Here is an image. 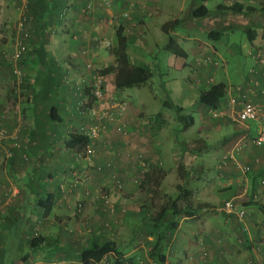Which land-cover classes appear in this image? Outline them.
Masks as SVG:
<instances>
[{
  "label": "crops",
  "instance_id": "1",
  "mask_svg": "<svg viewBox=\"0 0 264 264\" xmlns=\"http://www.w3.org/2000/svg\"><path fill=\"white\" fill-rule=\"evenodd\" d=\"M19 1L0 0V82L8 81L9 84L10 78L14 82L13 86L6 88L7 95L3 94V86L0 85V129L17 127L19 139L23 145L32 146L36 156L32 158L34 166L31 173L26 171L18 175L16 167L20 163V150L12 149V158H8L5 145L9 147L10 144L0 141V206L3 207L0 208V264H81L78 259L81 251L106 241L114 242L115 249L122 253L123 264H141L134 253L137 250L138 253H148L154 243V235L149 234L155 231L152 227L157 214L153 213L152 203L156 201L152 189L166 180L174 188H184L180 194L185 192L184 206L191 210L192 215L186 217L180 212L176 217V228L165 248V264L173 263L170 259L175 253H181L183 259L186 253L189 261L190 255H195L196 260L205 264H264V145L254 147L246 144L234 150L240 138L255 134L256 123L252 126L226 117L214 119L210 117L209 110L197 103L198 95L217 83L210 79L212 77L206 79V57L203 56L218 54L216 43H222L223 35L236 27L245 34L247 29L254 30L252 44L247 36H244L242 44L251 59L253 57L249 53L264 46V12L258 11L264 8L263 1L224 0L215 11L209 10L204 18H193L188 8L178 19L171 18L172 14L162 8L164 5L159 0H30L28 16L31 21L18 30L15 24ZM235 2L244 7L236 17L218 9ZM123 13L128 17H123ZM180 24L186 31L199 30L206 35L210 31L220 33L219 39L213 43L177 34L176 27ZM117 30L126 38V53L133 65H145L138 60L141 57L138 46L151 53L152 47H159L167 38L168 44L162 45L166 54L162 57L169 58L171 69L176 70L179 76L182 73L183 79L178 82L177 91L181 103L193 113L187 114L193 120L187 129L192 127V138L203 143L192 152L185 151V155L192 153L197 166L185 164L169 171L158 167L155 155L159 154L162 145L158 135L166 126V120L160 113L153 114V119L149 118L142 105L130 104L132 107L125 119L124 134L112 127L95 143V162L106 164L116 161L114 168L105 167L97 171L94 167H87L76 156V148L65 146L66 127L81 118L73 103L87 97L88 87L99 70L116 66L113 52L117 46ZM18 44L25 45L26 52L11 64L8 58ZM174 49L178 55L173 53ZM17 66L24 78L21 87L15 83L12 74ZM254 67L256 64L249 72ZM102 76L105 79V96L122 98V91L115 90V73ZM248 77L251 76H244L233 87L224 83L226 93L219 102V109L226 111L228 98L234 94L235 87L245 86L249 80H258L257 76H253L254 79ZM51 86L55 89L53 106L61 128L56 123L51 124L44 118L47 115L39 112L49 108L43 97L50 92ZM263 88L261 83L260 88L253 89L250 97L260 106L264 116ZM20 93L22 98L17 100L16 94ZM35 94H40L38 103L33 100ZM13 107L18 114L11 113L10 108ZM32 108L38 111L36 119L31 115ZM181 108L182 115L185 106ZM141 113L145 114L144 120ZM211 130L217 133L212 139ZM128 141L132 144L123 147L122 143ZM58 142L64 143L63 147ZM141 152L144 154V173H141L142 166L137 160ZM209 152L218 156L214 177L206 174L208 168L203 157ZM223 157H226L225 165L218 167ZM229 157L240 165H249L250 171L243 175ZM75 172H85L89 178L72 187L70 183ZM194 175L196 177L192 178ZM24 178L29 183H22ZM132 179H139V184H132ZM116 180L124 182L129 193L120 196V191L115 188ZM193 182H199L201 186L191 185ZM60 184L66 186L64 195L59 190ZM9 190L16 191L11 199L6 196ZM221 194L226 195L224 200L219 199ZM48 196L51 197V208L45 212L43 200ZM168 198L162 206L176 200V205L183 207L177 202V197ZM227 200H232L235 207L245 211L243 225L237 220V208L231 214L216 211ZM78 203L82 210L76 213L74 205ZM129 203L133 204L131 210ZM20 221L22 229L13 244L17 255L6 261L8 232L13 224ZM196 223L203 232L194 247L185 248V239H194L191 225ZM218 254H225L226 260L216 258ZM110 257L111 253L103 257L101 264H108Z\"/></svg>",
  "mask_w": 264,
  "mask_h": 264
},
{
  "label": "rangeland",
  "instance_id": "2",
  "mask_svg": "<svg viewBox=\"0 0 264 264\" xmlns=\"http://www.w3.org/2000/svg\"><path fill=\"white\" fill-rule=\"evenodd\" d=\"M196 1V0H194ZM224 0H207L206 6L208 7L209 10L215 11V8L223 3ZM226 1V0H225ZM263 1L264 0H260ZM160 4H163L162 8L166 10V12H169V15L171 18H178L181 19L184 15V11L189 8V6L192 4L193 0H159ZM232 2V1H231ZM261 5V4H260ZM264 5V4H262ZM20 6V5H19ZM18 6V8H19ZM20 15V10H18V18L19 19ZM236 17V15H234ZM18 21V20H17ZM16 21V22H17ZM28 23V22H27ZM177 34H183V35H188L189 37H194L197 39H200L203 41V39L206 38V33L196 30V31H186L185 27H183L182 24H180L178 27H176ZM191 32V33H190ZM194 34V35H192ZM244 36L246 37V34L243 32L242 29L239 27L234 28L233 30H229L227 34L222 38V43L221 41L217 42V52L218 54L214 55H206L203 57H214V60L218 62V65H206L207 73L208 76L206 79H215L217 82H223L226 83V85L233 87L235 86L234 84L239 83L241 80L244 79V76L248 75V72L250 69H252V66L256 64L255 59H251L246 55V51L242 48V44L244 40ZM208 42H212L210 39H207ZM213 43H215L213 41ZM221 43V44H220ZM163 44H168L167 38H165L164 42L162 44H159V47H152L150 50L151 53H146L142 48H139L140 50V60L143 62V67L147 68L150 70L152 73V79L148 82L146 86L139 87V88H131V89H124L122 90L121 96L122 98H116L112 97L113 99H121L129 103V108L127 109L126 115L123 117L122 124L126 125V116L131 110V105L130 104H135L136 106L144 107L145 109V114L151 119H153V114L155 113H160L164 119L166 120V126L163 127V129H160L158 139L161 141V150L159 154L155 155L156 158L158 159L157 164L159 168L163 169V171H169V170H176L177 166H179V157H182L183 164L186 166H197V160L192 157V153H189L185 155V145L184 143L188 142L189 140H193V135L192 133V127L186 130H183L181 128V123L178 120V113L174 110L173 107L175 105L179 107H184L185 106V112L184 114H193L189 110H187V105L184 103H181L180 96L178 94V82L183 79L182 73L179 76L178 72L174 69H171L172 64L169 62L168 57H162L166 52L162 50V45ZM261 47V46H259ZM264 48V46H263ZM6 50V48H5ZM250 52V51H249ZM138 58V57H136ZM17 68L20 70V68L17 66ZM215 77V78H214ZM209 80V79H208ZM8 82V81H7ZM1 83L0 85L3 86V94L7 95L8 90L6 89L8 86H13L14 82L10 78V83L7 84ZM16 83V81H15ZM263 85V83H262ZM16 86V85H15ZM18 86L21 87V84ZM237 86V85H236ZM240 86V85H238ZM19 87V88H20ZM195 94V93H194ZM192 94V97L194 96ZM17 100L22 98V94H16ZM168 101L170 102V107H167L164 105V102ZM142 105V106H141ZM189 108V106H188ZM11 113L18 114L16 113V109L10 108ZM183 112V111H182ZM145 114L141 113L140 117L144 120ZM182 114V115H184ZM252 126H254L253 123H256L255 121L251 120L248 121ZM57 127H62L61 123H56ZM0 130L5 131L8 136H12L13 138H7L2 141H8L9 144L13 145L16 143L17 146L14 148H20V152L25 151V148L23 145V141L19 139V131L17 127H13L12 129L8 130L5 129L4 127L1 128ZM211 139L213 136H216V132L211 130L209 132ZM65 136V132H64ZM66 137V136H65ZM192 138V139H191ZM208 138V137H207ZM1 141V142H2ZM213 141V140H212ZM211 141V143H212ZM194 146H190L189 151L192 152L194 149L202 145L199 140H193ZM129 146L132 144V141H128ZM58 145L63 147L64 143L58 142ZM8 153H9V147L5 145ZM183 154V155H180ZM140 155L143 157V152L140 153ZM11 157V156H10ZM9 157V158H10ZM205 160V164L207 165L206 168H208V171H206V174L210 176H216V167H217V158L218 156L216 153L209 152L206 156L203 157ZM32 159H29L27 162L23 163L20 159V163L18 164L17 169V174L20 175L22 172L29 171L31 173V170L33 169L34 164H32ZM151 166V164H150ZM155 167V165H153ZM148 169V168H147ZM180 174L178 173V176ZM196 177L195 175L192 176V178ZM133 180V179H132ZM28 180L24 178V181L22 183L26 184ZM20 183V182H19ZM29 183V182H28ZM124 183V182H123ZM196 185L197 187H200L201 184L199 182H193L191 185ZM19 185V184H16ZM29 187H32L31 185H28ZM174 185L170 184L169 180H166L160 184L159 187L155 186L152 189V192H155L153 197L156 202L152 203L154 206L153 213H157L160 210V207L162 206L163 203H166L167 200H169V196L171 197H177L179 201L180 206L185 205V192L180 196V193H183L184 188H174ZM123 186L122 190L118 193L120 196H122L127 192V189L124 188ZM127 187V186H126ZM132 187V186H131ZM36 188V187H34ZM39 188L35 189L38 190ZM125 189V190H124ZM132 189V188H128ZM118 192V191H117ZM131 192V191H130ZM131 195H133V192H131ZM179 195V196H178ZM167 197V198H166ZM182 197V198H181ZM176 198V199H177ZM226 198V195L221 194L219 196L220 200H224ZM4 204V201H3ZM129 209H133V204L129 203L128 204ZM6 207V206H5ZM0 208H3L0 206ZM238 210L240 209L239 207H236ZM157 211V212H156ZM23 218H21V221ZM18 222L16 224H13L12 227H10V230L8 232V237H9V245L7 247V253L5 254V259L6 261H11L14 259L15 255H17V252L14 250L13 244H15V239L17 236V233L19 230L22 229V222ZM241 225L243 224L240 223ZM184 225V223H183ZM192 232H194L195 236H193L194 239H185V248H192L194 245L198 242L201 234H202V228L200 229L199 225L192 224L191 225ZM212 226L210 227L211 230ZM25 228H23L24 230ZM123 231V230H122ZM190 231V230H189ZM191 232V233H192ZM188 234V233H186ZM189 236V235H188ZM186 236V237H188ZM215 240L217 239L216 237L214 238ZM191 244V245H189ZM184 246V244H183ZM183 246L181 249H184ZM13 250H11V249ZM197 248H194V251H196ZM139 259V262L141 264H151V257L148 256L147 252H142L138 253V250L134 253ZM191 261L186 257L185 253V259H183L181 253H175L173 254L172 258L170 259V262L173 261L171 264H205L204 262L202 263L201 261L196 260L195 255H190ZM216 258L218 259H225V254H218L215 255ZM226 260V259H225ZM165 264V263H164ZM220 264V263H217ZM228 264V263H226Z\"/></svg>",
  "mask_w": 264,
  "mask_h": 264
},
{
  "label": "built area",
  "instance_id": "3",
  "mask_svg": "<svg viewBox=\"0 0 264 264\" xmlns=\"http://www.w3.org/2000/svg\"><path fill=\"white\" fill-rule=\"evenodd\" d=\"M113 1V0H107ZM231 2V0H226ZM28 0H20V15L15 28L18 30L23 29V25L26 23V18L24 17L25 10L27 8ZM123 17H128L127 13L122 14ZM264 39V33H263ZM26 52V46L23 44H18L14 50L10 53L8 61L11 64H15L16 61ZM253 59L256 60L257 65L260 68L262 77L264 78V48L256 47L250 53ZM205 65H218V62L212 57H206L204 59ZM254 70H251V72ZM12 74L15 77L16 83L19 85L23 81V73L17 68L14 67ZM105 79L102 75L96 74L88 87L87 97L83 101H79L76 104V109L80 113L81 120L75 121L74 123L69 124L65 130L66 138H69L72 134H79L88 139L87 143L76 152V156L84 161V164L87 167H94L97 171H102L105 167L114 168L117 164L116 161H109L106 164H97L95 162V143L106 131L112 127L116 128L118 133L124 134L125 124H122V119L126 115L127 109L129 108V103L121 99H113L112 97L105 96L104 88ZM264 83V82H263ZM259 86L260 82L257 80H249L245 86H237L234 89V94L230 95L226 105V111L223 109L209 110L210 117L214 119L226 117L231 121L238 123H247L248 121L256 122V130L253 136L248 138H240L234 150H239L244 147L246 144H249L254 147H261L264 145V116L261 115V108L258 104L254 103L250 97L253 89H256ZM264 89V88H263ZM263 89L261 90L264 93ZM13 138L8 136L5 131L0 130V141L7 138ZM13 146L18 147L16 143ZM123 147H128L129 143H122ZM7 157L11 156V152L8 153ZM137 160L142 166L141 173L145 172V165L142 161V156L137 155ZM234 165L241 171L243 175H246L249 170V165H240L232 157H229ZM226 157H223L218 167L225 165ZM88 175L85 172L73 173L70 186H76L77 184H82L88 180ZM132 184L138 185L139 179H134ZM124 186V183L120 180H116L115 188L118 191H121ZM60 191L63 195L66 192V186L64 184L59 185ZM16 191L9 190L7 199H11L15 196ZM235 204L232 200H227L223 202L222 205L216 208V211L231 214L235 211ZM74 210L76 213L81 212L82 205L80 203L74 205ZM245 211L237 210L236 217L239 223L244 222ZM151 264H156V261L153 259L150 261Z\"/></svg>",
  "mask_w": 264,
  "mask_h": 264
},
{
  "label": "trees",
  "instance_id": "4",
  "mask_svg": "<svg viewBox=\"0 0 264 264\" xmlns=\"http://www.w3.org/2000/svg\"><path fill=\"white\" fill-rule=\"evenodd\" d=\"M29 2L30 0H28L27 2V8L24 13V17L26 18V23L27 22L30 23L31 21V17L28 16ZM206 2L207 0H196V1L193 0L191 4L192 7H189V10L191 12L190 14L193 18L200 19L208 15L209 9L206 6ZM19 5H20V1H19ZM218 9L219 11H222V12H225L226 14H231V15L241 14L244 11L243 5L240 3H236V2L231 3L228 6L218 7ZM258 11L264 12V8L263 9L261 8ZM26 23L23 25V28L25 27ZM245 32H246V36H247L249 43L252 44V42L254 41V37H255V31L252 29H247ZM219 36H220V33L210 31L206 35V38L210 39L211 41H217L219 39ZM116 40H117V46L113 52L114 57H115L116 66L107 67L103 70H99L97 74L104 75L109 72H114L115 73L114 86H115L116 91H122L124 89L139 88V87L146 86L148 82L152 79V73L150 72L149 69L141 65H133L129 62L128 55L126 53V38L123 36L122 32L118 30L116 32ZM173 53L175 55H178L175 49L173 50ZM253 69L254 71L248 72L249 76L251 77L257 76V79H258L257 81H259L260 84L263 83L264 78L262 77L260 68L257 65V63H256V67H254ZM251 77H248V78L250 79ZM252 79H254V77ZM245 82H248V80ZM20 84L23 85L24 80ZM225 89H226V85L223 82L214 83L207 90L202 91L198 95L197 103L207 110H217L219 109V102L225 96V93H226ZM54 90H55L54 87L51 86L50 92L45 95L46 97L45 96L43 97L44 102L49 104L48 110L40 109L39 111L40 114L44 113L45 115H47V117H44V118H47L48 120H50L51 124L59 122V119L57 117L58 116L57 110L53 106L54 105L53 104ZM46 91H47V88H46ZM39 95L40 94H35L33 96V100L37 102ZM76 104L77 102L73 103V106L75 108H76ZM164 105L167 107H170L171 104L170 102L165 101ZM173 108L179 114L178 120L181 123V128L183 130H186L188 127H190L193 124L192 117L187 116V115H181V112H182L181 107L175 105V107ZM31 115H33V117L36 119L38 115V111L32 108ZM78 115L80 116V113ZM157 116H159V114ZM66 140L67 142L65 146L69 149L76 148V150L81 149L88 141L86 137L76 134V133L70 135V137L67 138ZM193 140L196 141L197 139L195 138ZM193 140H189L188 142L184 143L185 151L186 150L188 151L190 149V146H194ZM27 145L24 146L25 151L20 152V157H21L20 159L21 161H23V163L27 162L29 159H32L34 156H36L35 149H33L32 146L30 145L27 146ZM12 149L20 150V148H14L13 145L10 144L9 152H13L11 151ZM11 156H12V153H11ZM178 161H179L178 162L179 166L182 167L184 165L182 157H179ZM180 196L182 195L180 194ZM43 202H44L43 204L44 211L48 212L51 208L49 206V204L51 203V197L48 196L46 200H43ZM180 212H183V214L186 217L192 215L191 210L188 209L187 206L178 207L176 205V200H172L170 205L161 206L160 210L157 212L155 216L154 226L152 227L153 229H155V231L149 233V234L154 235V238H153L154 243L153 245H151V247L148 250V256L151 257V259H153L154 261H156V264L165 263V259H166L165 248L169 240L171 239L172 234L176 228V224H177L176 217L179 214H181ZM167 217H169V219ZM114 246H115L114 242H111V241H106L102 244H94L90 246L88 249L81 251L79 253L78 259L79 261H81V264H101L103 257L111 253V257H110L108 264H123L121 262L122 253L116 250Z\"/></svg>",
  "mask_w": 264,
  "mask_h": 264
}]
</instances>
